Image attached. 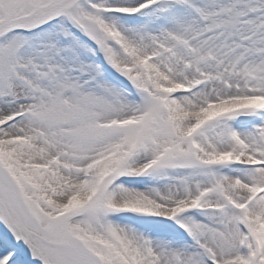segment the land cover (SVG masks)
Returning a JSON list of instances; mask_svg holds the SVG:
<instances>
[{"label":"snow or ice","instance_id":"obj_1","mask_svg":"<svg viewBox=\"0 0 264 264\" xmlns=\"http://www.w3.org/2000/svg\"><path fill=\"white\" fill-rule=\"evenodd\" d=\"M0 264H264V0H0Z\"/></svg>","mask_w":264,"mask_h":264}]
</instances>
